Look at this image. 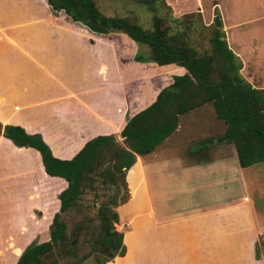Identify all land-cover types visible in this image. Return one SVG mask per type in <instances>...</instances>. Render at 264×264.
I'll return each instance as SVG.
<instances>
[{"label":"crops","instance_id":"crops-1","mask_svg":"<svg viewBox=\"0 0 264 264\" xmlns=\"http://www.w3.org/2000/svg\"><path fill=\"white\" fill-rule=\"evenodd\" d=\"M163 1L174 6L176 18L197 13L207 27L217 14L226 45L240 62L239 75L251 88L264 90V0ZM96 6L105 16L103 6ZM0 13V125L38 135L60 160L96 136L118 141L126 121L184 73L173 64L135 61V53L147 58L144 45L121 33H91L62 12L53 15L45 0H0ZM16 14L24 17L14 20ZM42 33L49 35L51 48L44 56L36 39L28 41ZM58 36L66 39L65 51L58 49ZM73 41L84 44L86 52L81 65L77 57L65 70L62 87L56 69L37 65L41 77L33 85L27 63L51 66L62 55L67 59ZM52 78L53 86L47 81ZM32 92L39 99L28 98ZM177 119L170 135L148 154L135 156L125 172L128 198L115 209L119 221L127 223L125 253L124 236L130 234L135 247L145 246L146 264H264V162L239 167L233 144L222 138L223 123L208 103ZM64 187L43 172L35 150L15 148L0 136V264H15L32 241L48 239Z\"/></svg>","mask_w":264,"mask_h":264},{"label":"trees","instance_id":"trees-1","mask_svg":"<svg viewBox=\"0 0 264 264\" xmlns=\"http://www.w3.org/2000/svg\"><path fill=\"white\" fill-rule=\"evenodd\" d=\"M133 1L152 9L155 0ZM45 3L53 15L62 12L91 33H121L144 45L147 58L135 57V61L173 64L184 73L173 76L152 103L126 121L118 141L113 135L96 136L68 160L54 158L38 135L0 125L1 137L18 148L36 150L43 172L65 183L57 195L59 205L48 227V239L26 246L15 264H105L123 257V234L117 230L120 221L115 209L128 198L125 172L135 156L148 154L170 135L180 115L203 104L208 103L215 118L223 123L222 138L233 144L239 167L264 162V90L251 88L239 75L240 62L226 45L217 14L210 25L209 49L198 53L182 33H170L156 16L152 29L145 31L125 19L103 16L95 0ZM86 194L94 208L92 217L85 216ZM70 212L79 218L68 228L62 216Z\"/></svg>","mask_w":264,"mask_h":264},{"label":"rangeland","instance_id":"rangeland-1","mask_svg":"<svg viewBox=\"0 0 264 264\" xmlns=\"http://www.w3.org/2000/svg\"><path fill=\"white\" fill-rule=\"evenodd\" d=\"M174 1H176V0H173V2ZM178 1L180 2L181 0H178ZM191 1H193V0H191ZM95 2L97 4H100V7L103 6L101 12L105 16L108 15L111 17L125 19L129 22L137 24L139 27H141L145 31H150L152 29L153 17L154 16L159 17L160 19L163 20L164 25L168 28L170 33H178V34L182 33L183 38L186 40V42L193 49H195L198 53L207 52L209 49L208 38L210 36L211 26H208V27L205 26V24L201 21V18L197 13H188V14H184V15H181V16L176 18L174 16V12H173L174 6L172 7L170 5L169 7H166L163 0H155L153 2L152 9L145 6V5L138 4V3L134 2L133 0H95ZM6 4H9V2L7 1ZM105 4H106V8L109 9L108 11L104 7ZM2 12H4V8H2ZM2 15H3V13H0V17H2ZM25 16L28 18H35L37 15H25ZM15 17H17V18H13V19L19 21V19L24 17V14H16ZM18 21H16V22H18ZM33 32H35V31L32 30V33ZM14 36H16V35H14ZM28 39H29L28 41L35 40V39L38 41V44H40L39 45L40 46L39 47L40 52L43 53V54H41L42 56H44V53L49 52V50L51 49L48 45L50 43V37L46 33L45 34L42 33L41 36H39V35H36L35 37L30 36V37H28ZM51 40L54 41L55 38L52 37ZM64 40H66V39L61 37V36L57 37L58 49H62L63 51L66 50ZM60 41H62V42H60ZM69 43L71 44V40L69 41ZM72 43H73L72 49H74V51L71 54H69V58H67V59H66V55H62L63 59H59V57H58L57 61H56V59L54 61H52L51 66H49L48 61L47 62L45 61V63H41L42 62L41 60H35V62L31 61V62L27 63V67H31V68H29V69L27 68L25 70L29 71L28 74H30V75H27V77L33 78L32 79L33 85L35 84V81H37V79L41 77L38 74V72H39L38 69H35V71H34V67L37 65V66H39V68L45 66L48 69L49 68L52 69V71L56 69V71H58V75H59V77L56 79V80H58L57 87L58 88L62 87L60 81L63 79L62 75L65 73V70L68 69L70 67V65L74 64L73 60L77 59V57L80 58V60H77L76 63L81 65V63H80L81 58L86 52L85 51L86 46L84 44H81L78 41H73ZM70 44H69V46H70ZM135 57L136 58L139 57L140 59H144L142 53H135L134 58ZM10 70H12V68H10ZM21 70H22V72L24 71L22 66H21ZM55 73L56 72H54V74ZM76 73L79 75V80H81V75H80L81 72H76ZM17 81H20V78H18ZM47 81H51L52 86L55 85V79L52 78L51 80H47ZM71 85H73V84L70 83V86ZM66 88L67 89L70 88L69 84H67ZM39 96H40L39 93L36 94V93L32 92L31 94H29L28 98L39 99ZM14 147L18 148L16 146H14ZM22 148H25V147H22ZM30 149H32V148H30ZM16 166H18V163L16 164ZM89 202H90V195L86 194L85 195V216L92 217V216H94V208L90 205ZM62 218H63V221H65V223L67 224L68 228H70L72 223L79 218V215L76 214L75 212H70V213L64 214L62 216ZM126 224L127 223H125V222H119L118 226H117V230L122 231V234H123V232L126 230ZM124 241L128 247L127 252L124 254V258L121 260H118L115 257V259L113 258L110 261V263H112V264H124V262H127V264H128L129 262L136 261V263H138V264H140V263L146 264V260H145L146 255L144 254L145 246L137 245L135 247V242L133 240V237L130 236V234H125ZM32 242L37 243L39 241L36 239ZM5 256L8 259H12L14 255H12V256L11 255H5ZM2 257H4V256L0 255V259ZM117 258H121V257H117ZM84 264H92V262L87 261ZM105 264H109V262L105 263Z\"/></svg>","mask_w":264,"mask_h":264}]
</instances>
